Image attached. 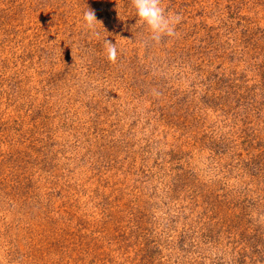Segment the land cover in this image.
Here are the masks:
<instances>
[{
	"label": "rangeland",
	"instance_id": "rangeland-1",
	"mask_svg": "<svg viewBox=\"0 0 264 264\" xmlns=\"http://www.w3.org/2000/svg\"><path fill=\"white\" fill-rule=\"evenodd\" d=\"M162 6L0 0V264H264V0Z\"/></svg>",
	"mask_w": 264,
	"mask_h": 264
},
{
	"label": "clouds",
	"instance_id": "clouds-1",
	"mask_svg": "<svg viewBox=\"0 0 264 264\" xmlns=\"http://www.w3.org/2000/svg\"><path fill=\"white\" fill-rule=\"evenodd\" d=\"M132 7L138 22L146 26L150 39L159 43L166 37L171 38L177 35L176 27L181 22L182 17L179 14L166 11L162 6V0H132ZM83 25L93 35L99 36L96 31L99 25H102L96 18L93 10L87 8L83 13ZM105 51L109 60H115L118 55L116 43L110 40L104 41Z\"/></svg>",
	"mask_w": 264,
	"mask_h": 264
}]
</instances>
